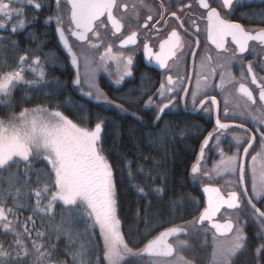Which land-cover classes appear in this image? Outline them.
Here are the masks:
<instances>
[{"label": "snow or ice", "instance_id": "snow-or-ice-1", "mask_svg": "<svg viewBox=\"0 0 264 264\" xmlns=\"http://www.w3.org/2000/svg\"><path fill=\"white\" fill-rule=\"evenodd\" d=\"M243 7L0 0V264H194L200 240L207 264H264V9ZM139 52L158 87L137 83ZM21 86L42 100L16 105ZM192 138L180 172L174 149Z\"/></svg>", "mask_w": 264, "mask_h": 264}, {"label": "trees", "instance_id": "trees-1", "mask_svg": "<svg viewBox=\"0 0 264 264\" xmlns=\"http://www.w3.org/2000/svg\"><path fill=\"white\" fill-rule=\"evenodd\" d=\"M30 10H29V15H30ZM36 31L40 35L41 39H45L47 41L44 51H56L60 55L62 54L61 48H59L56 44V38L54 34L49 30L47 33V36L44 35V29L40 27V25L36 26ZM19 40L21 43L22 47H28V41L25 40L24 35L21 34L19 36ZM32 46H35L34 44ZM3 56L7 57L9 60V63H13L12 60V53L10 50L6 51ZM51 71V70H50ZM53 71V70H52ZM55 75L64 78L62 75L61 71L59 69H55ZM23 89V86L18 88L15 93V98H14V103L16 105H23L25 107H34L35 104L32 103L31 101L33 99L36 100V102H39L42 100V96H40L37 92L29 90L25 92ZM76 95V94H74ZM76 99L79 100L80 97L76 95ZM6 108H0V116L4 115ZM70 116L71 118V113H66ZM186 119L190 124H199L202 126V128L206 127L200 123L199 121H193L188 118ZM193 136L195 137L196 135H199V132L196 129H192ZM199 143L200 141L197 140L196 138L188 139L186 142L178 144L176 148L174 149L175 151V161H176V166L179 167L180 172H183L185 169H188L190 171V167L192 163H195V157L198 154V148H199ZM178 179H181L185 183V187L182 189V191L191 194L192 196L196 197L197 200L204 199V196L202 195L201 188L200 189H194V187L191 185L189 177L184 176V175H178ZM179 187V186H177ZM205 200V199H204ZM252 225L250 222L249 225V235H252ZM186 256L191 259L194 264H199L201 263V258L204 262H208L210 259V249L204 245L203 240L200 241H195L191 242V250L185 253Z\"/></svg>", "mask_w": 264, "mask_h": 264}, {"label": "flooded vegetation", "instance_id": "flooded-vegetation-1", "mask_svg": "<svg viewBox=\"0 0 264 264\" xmlns=\"http://www.w3.org/2000/svg\"><path fill=\"white\" fill-rule=\"evenodd\" d=\"M262 9H264V0H244V7L242 9H240V11H242V12H253V11L259 12ZM237 15H239V13H237ZM61 55H64L63 51H62ZM134 67L137 69L134 72V75L136 76V79H137V83L139 82L140 74H148L152 77H155V79L157 81L156 86L157 87L159 86V81L161 80V77L158 75L159 70L155 69L154 66L148 65L147 61L143 58L142 52H139L136 54V64ZM193 77H195L194 73H193ZM105 80H106L105 75L101 74V84L102 85L105 83ZM251 87H253V89H255V85H252ZM217 99H220L222 101V97L218 96ZM184 118L191 119L195 122L199 121L200 123H202L206 127V129L211 130L208 127V124L205 122V120L200 118L199 114L188 113L186 116H184ZM208 166L211 167V164H209ZM199 264H207V262H204L201 258V263H199Z\"/></svg>", "mask_w": 264, "mask_h": 264}, {"label": "rangeland", "instance_id": "rangeland-1", "mask_svg": "<svg viewBox=\"0 0 264 264\" xmlns=\"http://www.w3.org/2000/svg\"><path fill=\"white\" fill-rule=\"evenodd\" d=\"M0 108H5V106L4 105H0Z\"/></svg>", "mask_w": 264, "mask_h": 264}, {"label": "water", "instance_id": "water-1", "mask_svg": "<svg viewBox=\"0 0 264 264\" xmlns=\"http://www.w3.org/2000/svg\"><path fill=\"white\" fill-rule=\"evenodd\" d=\"M201 190H202V188H201ZM202 193H203V191H202ZM204 195V194H203ZM204 197H205V201H206V196L204 195Z\"/></svg>", "mask_w": 264, "mask_h": 264}]
</instances>
